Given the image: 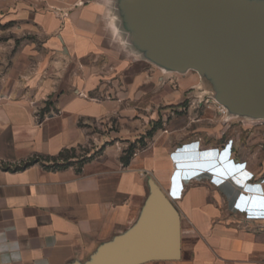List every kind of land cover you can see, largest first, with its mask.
<instances>
[{
    "label": "crops",
    "instance_id": "0c3cea01",
    "mask_svg": "<svg viewBox=\"0 0 264 264\" xmlns=\"http://www.w3.org/2000/svg\"><path fill=\"white\" fill-rule=\"evenodd\" d=\"M124 1L0 0V24L15 34L9 53L0 40V231L22 245L16 264H98L119 253L156 189L179 212L180 258L144 264H264V134L251 128L224 141L229 127L205 124V149L174 151L180 117L127 166L115 149L80 167L49 165L85 145L87 121L139 92L144 75L133 71L131 84L130 66L144 56Z\"/></svg>",
    "mask_w": 264,
    "mask_h": 264
},
{
    "label": "water",
    "instance_id": "95a60500",
    "mask_svg": "<svg viewBox=\"0 0 264 264\" xmlns=\"http://www.w3.org/2000/svg\"><path fill=\"white\" fill-rule=\"evenodd\" d=\"M124 14L144 57L174 72H198L228 113L264 120V0H125ZM179 258L180 215L156 189L137 233L98 264Z\"/></svg>",
    "mask_w": 264,
    "mask_h": 264
},
{
    "label": "rangeland",
    "instance_id": "374dc122",
    "mask_svg": "<svg viewBox=\"0 0 264 264\" xmlns=\"http://www.w3.org/2000/svg\"><path fill=\"white\" fill-rule=\"evenodd\" d=\"M10 27L11 23L0 24V40L3 51L7 53L10 52V46L5 43L11 36L15 37ZM23 44L17 43L14 51L18 48L20 50V46L23 48ZM130 67L131 84L133 71L139 70L144 75L139 92L137 89L130 92L129 100L121 103L113 114L96 121H87L83 125L88 133L85 145L77 150L64 152L50 166L62 167L70 164L78 167L91 158L101 156L106 149L121 150L123 153L131 144L135 146V152L153 147L156 139L168 136L169 123L180 117L186 119V124L181 125L178 130L177 136L180 140L174 141L171 146L174 151L194 143L205 149V124L209 129L217 127V131L229 127L223 135L224 141L234 133L241 134L243 138L245 128H251L258 135L264 134V120L230 114L208 95L205 96V76L198 72L188 70L178 73L167 70L147 56L134 64L131 61ZM213 87L212 93L221 97L215 85ZM51 104L50 100L45 101L40 111L48 110ZM210 118L218 121V126H214ZM229 121L230 126L227 124Z\"/></svg>",
    "mask_w": 264,
    "mask_h": 264
},
{
    "label": "clouds",
    "instance_id": "9594fccd",
    "mask_svg": "<svg viewBox=\"0 0 264 264\" xmlns=\"http://www.w3.org/2000/svg\"><path fill=\"white\" fill-rule=\"evenodd\" d=\"M22 245L18 239H9L6 232L0 231V264H16L22 258Z\"/></svg>",
    "mask_w": 264,
    "mask_h": 264
},
{
    "label": "trees",
    "instance_id": "16d2710c",
    "mask_svg": "<svg viewBox=\"0 0 264 264\" xmlns=\"http://www.w3.org/2000/svg\"><path fill=\"white\" fill-rule=\"evenodd\" d=\"M45 111H47V109H43L42 111H41V113H44ZM135 146L133 145V144H131L125 151H123V153H122V155H121V157H120V161H121V163L124 165V166H127L128 164H129V162H130V159L133 157V155H134V153H135ZM62 153L60 154V156H59V158L60 157H62ZM91 159H93V158H91ZM90 159V160H91ZM82 165V164H81ZM80 165V166H81ZM67 166H70V164L69 165H67ZM67 166H62V167H67ZM79 166V167H80Z\"/></svg>",
    "mask_w": 264,
    "mask_h": 264
},
{
    "label": "snow or ice",
    "instance_id": "6c2138e0",
    "mask_svg": "<svg viewBox=\"0 0 264 264\" xmlns=\"http://www.w3.org/2000/svg\"><path fill=\"white\" fill-rule=\"evenodd\" d=\"M262 205H264V202H261Z\"/></svg>",
    "mask_w": 264,
    "mask_h": 264
}]
</instances>
